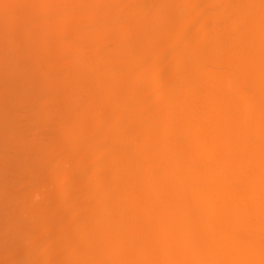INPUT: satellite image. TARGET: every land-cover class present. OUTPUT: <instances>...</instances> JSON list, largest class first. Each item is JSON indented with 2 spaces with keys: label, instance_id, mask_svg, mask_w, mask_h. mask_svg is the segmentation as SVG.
Wrapping results in <instances>:
<instances>
[{
  "label": "bare ground",
  "instance_id": "1",
  "mask_svg": "<svg viewBox=\"0 0 264 264\" xmlns=\"http://www.w3.org/2000/svg\"><path fill=\"white\" fill-rule=\"evenodd\" d=\"M0 1H3L0 2V11L4 9L0 12V19L3 13L4 16L11 17L10 25L6 28L10 31L5 32L7 35L3 33L4 37L9 35L7 41L0 35V41L11 44L9 46L5 42V47L4 42H0L9 54L0 55L6 59L5 55H10L12 47L16 53L22 48L26 49L24 46L28 48L29 44L32 45L28 48L31 51H27L34 54L36 43L33 42V32L37 31L30 25V28L26 27L25 24L29 17L33 18L34 14H30L32 9L29 13H24L28 16L22 15L24 18L20 17L21 11H15H23L25 7L29 9L28 6L31 8L35 0ZM97 1V12H102H95L98 14L96 15L99 18L102 14L105 15L100 18L101 22L96 21L97 16H92L94 11L89 15L92 19L89 18L90 23L93 22L91 27L94 29L89 30L86 37L84 31L85 35H82L80 40L83 43L78 42V45L77 42H70L69 23L79 22L81 14L76 15L68 9H57L53 19L55 20V16L58 19L60 15L57 21L60 25L64 23L65 32L62 26L57 29L61 30L58 32L62 35L58 38L63 41L58 38L53 40L62 44L58 45L57 42L56 50L52 46L50 48L56 52L61 45L69 46H63L66 47L63 50L67 51H63L65 56L62 53V58L66 59L58 61L61 54L57 56L58 59L49 58L52 63L48 64V60L43 61L44 64L39 62L38 69L46 64L47 69L44 66L41 70H45V76L40 70L34 71L32 67L31 74L25 75L32 77L36 74L34 78L41 75L46 78L49 73L47 71L51 70L50 74L53 76L49 75L44 80L45 83L41 81L42 89H46V92L52 89L53 94L55 85L61 94L63 92L72 99L75 94L76 98L71 101L72 105H69L70 99L68 104L59 105L53 100L62 98V103L64 96L56 97L55 93L53 96L50 93L44 94L43 96L53 103L50 107H63L64 112L68 111V114H65L68 115L67 118L59 116L60 113L39 116L50 108L45 106L40 109L44 111L33 118L34 121L30 120L36 122L34 126L38 127H32L36 128L32 129L33 133H30L31 129L28 131L30 137L27 132V135H22L24 139L18 147L23 148L19 151L16 144H13L16 146L15 154L17 151L21 153L18 152L19 155L15 157L18 159L15 161L17 164H12L13 161L8 165L11 170V165L16 167L15 178H12V175L6 178L9 181L11 178V190L16 191L10 192L11 197L7 204H15L13 208L17 211H12L13 215H5L15 216L16 221L17 218H25L27 228L23 227V224V228L19 226V222L14 224L10 221L11 224H7V219H4L6 224L0 222V246L4 242L1 240L2 235H7L5 240L9 244L6 247L4 243V249L0 248V254L4 252L2 256L5 255L0 264H17L15 261L22 257L19 255L22 247H18L21 252L16 251L15 244L18 242V245H41L39 252L42 251L40 248L44 249L42 260L26 256L21 260V264H264V0H132L128 3L124 0L126 5L121 8V0H114L118 6H114L113 0ZM23 2L25 5H21ZM108 3L111 5H107ZM55 4L54 2L52 5ZM34 5L33 7L36 6ZM46 5L42 7L47 8L48 3ZM101 6H106L109 11L104 7L100 9ZM112 7H118L119 10ZM48 10L47 12L50 11ZM65 11H68V15ZM14 12L19 13L18 16ZM59 12L61 14H58ZM35 18L36 13L33 19ZM51 18L50 16V21ZM42 19L49 20L48 17ZM83 19L81 17V21ZM85 20L87 22L88 18ZM55 21L50 22L51 24L46 21L40 28L45 31L54 23L56 27H60ZM12 24L15 25L14 28ZM21 27L24 31L20 30ZM0 32L2 33L1 29ZM27 33L29 36L33 33L31 39ZM52 34L49 36L55 37V34L51 36ZM62 36L69 37V42L66 43L68 40ZM17 37L22 39L16 41ZM23 39L26 45L19 43ZM50 40L46 41L50 43ZM46 41L44 42L47 43ZM56 42L52 44L53 47ZM49 43L44 47L51 45ZM21 44L23 47L20 49ZM1 47L0 50H3ZM75 48H79L80 52H76ZM23 49L21 52L26 51ZM16 54L15 56H20V51ZM75 54H79L82 59ZM3 58L0 57V65L7 67L5 70L10 69L11 64L17 63L15 61L16 63L10 64L9 60L14 57L8 56V61L4 59L5 63L1 60ZM22 58L18 57L20 60L17 66L13 65L16 68L10 69L13 71L15 68L14 73L9 74L8 70L10 76L6 74L7 80L11 78L12 82L15 80L14 76L17 78V70L20 68L18 66H21V61L24 60ZM73 58H77L75 63ZM83 63L90 68L88 74L86 73L85 77L83 75L84 78L80 77L83 74ZM147 64L152 67V76L155 74L156 80L153 81L158 82L159 87L165 84L161 90L156 85L158 94L153 95L158 99L148 100L142 96L143 89L145 93H152L150 90L154 89V85L149 82L153 87L150 89L145 77H148L147 73L145 75ZM161 64L164 65L163 68ZM52 66H55L54 69ZM165 67L168 73L163 71ZM75 68L81 71L76 72ZM55 70L63 74L59 77ZM71 70H74L73 75ZM147 72L149 73V70ZM164 73L168 74L167 80L164 77L160 80ZM70 74L72 76H69ZM54 75H57L56 79ZM58 77L61 81L67 79L65 84L69 82L67 85H70L64 86ZM0 79H4V76ZM28 80H24L23 84L31 87ZM37 82L40 85L37 86V91H44L39 90L41 84L39 80ZM146 85L148 89L144 88ZM47 87H51L49 91ZM70 89L72 93L68 94ZM30 91L31 89L26 93ZM37 91L35 92L39 93ZM43 96L36 98H44ZM35 118L42 121H35ZM43 118H46V121ZM51 120L52 124L49 122ZM23 141L27 143L23 144ZM31 145H35V148H31ZM28 148H31V152ZM28 153L30 156L35 154V159L28 155L29 160H25L28 157L23 155ZM84 156L90 159L85 162L82 160L85 159ZM20 158L26 162L23 164L21 161L22 168L20 166L18 169ZM33 161L36 163L35 168ZM54 163L57 166L54 170L61 172L60 175L57 173L59 176L53 177L55 171L50 164ZM47 169L53 173L52 182L60 180L58 185H53H56L54 188L50 185L53 189L50 186L49 188L51 193L56 192L53 193L56 195L55 200L60 195L58 204L60 202L59 205H63L61 210L65 214L60 211V206H57V212H61L59 215L47 214L50 211L55 212L53 207L52 210L48 207L46 210H37L42 213L38 214L36 207L43 208L41 204L45 205V202V206H48L54 199L52 194L44 193L46 197L42 195L41 198L40 194H37L33 199L34 195L31 196V192L27 191L30 187L24 188L25 183L27 187L29 178L33 181L34 177L42 175L39 176L41 179L49 173ZM45 180L47 181L46 178ZM54 203L57 201L53 202V206ZM94 208L98 209L99 214L98 218L93 220L89 214H93ZM94 216L97 217L96 214ZM1 227H5L6 234H3L5 232ZM7 227L12 229L11 232ZM48 228L60 230H51V233ZM20 229H24L23 234ZM31 230L38 231L40 237L43 230L52 235H47V238L45 233L42 239H47L43 240V244L37 242L36 237L39 236L34 235ZM72 231V235L75 234L72 239L79 232L80 240H76L77 242L68 238ZM19 233L22 239L19 238L20 235L18 237ZM58 234L62 238L59 243L56 242V246L53 240L58 238L56 241H59ZM16 237L21 241H17ZM29 250V254L33 253ZM16 253L19 258H16Z\"/></svg>",
  "mask_w": 264,
  "mask_h": 264
},
{
  "label": "rangeland",
  "instance_id": "2",
  "mask_svg": "<svg viewBox=\"0 0 264 264\" xmlns=\"http://www.w3.org/2000/svg\"><path fill=\"white\" fill-rule=\"evenodd\" d=\"M7 1V0H6ZM13 1V0H12ZM12 1H9L8 0V2H12ZM21 1V0H20ZM19 1V2H20ZM24 1V0H23ZM26 1V0H25ZM37 1V2H36ZM101 2L103 1V0H100ZM106 1V0H105ZM104 1V2H105ZM120 1V0H119ZM122 1V2H121ZM120 1V3L119 4H121V5H119V8H121L122 6L124 7L125 5H126V3L124 2V0H121ZM127 1V3L128 2H131L132 0H126ZM1 2V1H0ZM3 2V1H2ZM1 2V3H2ZM4 2H5V0H4ZM22 2V1H21ZM30 2V1H29ZM42 2V3H41ZM54 2L56 3L55 5H52V4H54ZM69 2V3H68ZM70 2H72V3H70ZM95 2H97V3H99L97 0H74V1H72V0H49V1H42V0H40V3H39V0H35V3H33V5L35 4L38 8H36V6L35 7H33V5H32V7L30 8V6H28V8L29 9H27L26 7L24 8V10L22 11L20 8V10H16L15 12H20L21 11V13H20V17H25V16H28V14H24L25 12H27V13H29V10H31L32 9V11H30V14H34L32 17L34 18L35 17V13H36V18L35 19H33L32 17V19H27L26 21H25V24H26V27H29L28 25H30V27H33L34 29V31L36 30L37 32H33V30H31L33 33H35L36 34V36H35V34H34V37H33V39L35 40H33V42L34 43H36V45H35V51H33L34 52V54L33 53H31V52H28L27 51V49L29 48V45H31V44H29V43H27V44H29L28 45V48L27 47H25L24 46V48H26V49H23V50H26V51H24V52H21L22 51V49H21V47H23V45H26V43L24 42L25 40L23 39V40H21L19 43H24L23 45L21 44V46H20V49L21 50H19L20 51V54H19V51H17L18 52V54L20 55V56H15V54L17 53H14L15 51L13 50V47L11 48V50H12V52L10 53V55H7V54H9V52H6L7 50L5 49V47H7V46H5V44L7 43L6 41H7V38H8V36L7 37H4V34L3 33H5V32H9L6 28H8V26L10 25L9 24V19L11 18L10 16V18H8V16L7 15H5L4 16V13H3V16L1 15V25H0V29L2 30V33L0 34L1 36L3 35V37L2 38H4V40H6V41H4V40H2L3 42H4V45L3 46H5V47H3L2 46V44H3V42L2 41H0L1 43H0V45L3 47V50H0V53H1V55H4L5 53H7L5 56H7V58L5 59V58H3V56H1L0 55V57H2L3 59H1V60H3L4 61V59L6 60V61H8L7 59H8V56H10L11 58L12 57H14V58H10L11 59V61L9 60V62H10V64H11V62H14V63H16L15 61H17V63H18V60H20V59H17L18 57H21L22 58V56L24 57H27V55H29L27 58H22V59H24V60H26V62H24V60H23V62L21 61V66H18V67H20V68H18L19 70H17V72H18V74L17 73H15V75L17 74V78H16V76H14V78L13 79H15V80H12V82L10 81V79L9 80H7L6 79V74L8 75V76H10L9 74H10V72H13L14 71V69L16 68L15 66H17L16 64H11V68H13V67H15L14 69H13V71L12 70H10V69H7V70H5L7 67H4L3 66V64H2V66H1V68H0V78H2L3 76H4V79H0L1 80V84H0V222L1 221H3L4 222V219L6 220H8V223L7 224H11V222H13L14 224H17L16 222H19L20 224H19V226H21L22 227V225L21 224H23L24 226L23 227H25L26 226V224L25 223H27L26 222V220H25V218L23 219V218H21L20 220H18V218H17V221H16V218H15V216H11L10 214V216L9 217H7L5 214H7V213H11L12 211H14V210H16L15 208H13L14 206H15V204H13V205H11V204H7V200L8 201H10L9 200V198L11 197L10 196V192H15L16 190L14 189V191H12L11 190V188H13V187H11L10 186V182H12L11 181V175H12V178L14 177V172H15V170H16V167H15V165L13 166V165H11L12 166V170L8 167V165H10L9 163L10 162H13L12 164H14L15 163V161L16 160H18V159H15V157L17 158V156L19 155L18 154V152L20 151V149H22L23 148V146H21L20 147V149H19V143H20V141H22V139H24L23 137H22V135H24V134H26V132H27V134H28V131L31 129V132L30 133H33L32 132V129L33 130H35L38 126L36 125V126H34V124L36 123H33V122H30V120H32V121H34V117L36 116V115H38V113H40V112H42V111H44V109L41 111L40 109L41 108H43V107H45V106H51L53 103H52V101L50 102V100H47V98H45L43 95L44 94H52L51 92H52V89L50 90V88L53 86L52 84H50V79L48 80L49 82V84L51 85V87L50 88H48L47 87V91H49V92H46V89L44 90V89H42V84H41V81L43 82V83H45V79H47L48 77H49V75H51L50 74V71L48 70H46L47 72H49L48 74H47V76H46V78H44V76H45V74H43V72H45V70L43 71V72H41V70H43V67L45 66L46 67V64L43 66L42 64H44V62L43 61H45V60H48L49 58H50V60H52V59H56V57L58 56L59 57V55H61L62 53H63V51L64 52H66L67 50H63L64 48L66 49V44H64V45H61V46H59L57 49H59V50H57L56 52L53 50V49H51L50 47L52 46V48H54L55 50H56V46H57V42H59V41H61L59 38H58V36H60V34L62 35V33H60L61 32V30H58V31H60V32H58L57 31V29H61V26L63 27L62 28V30H64V27L65 26H63V24L62 25H60L59 23L60 22H58L57 20L59 19V16H58V19H56L57 18V16H55L54 18H55V20L53 19V14H57L56 13V11L58 12V10L59 9H68V10H72L76 15H77V13H79V15H80V21L78 22V21H73L74 23H72L71 24V22L69 23L70 24V26H69V32H68V30H67V33H69L68 34V36L70 37V42H77V45H78V42H79V44L80 43H83V42H81L80 40H81V38H82V35H85L84 33V31H86V35H85V37L86 36H88L87 35V33L89 34V30H93L92 29V24H93V22H91L90 23V19H91V15L93 14V11H94V13L95 12H97V10L99 9V4H97V3H95ZM108 2V1H107ZM110 2V1H109ZM113 2H114V0H113ZM124 2V3H123ZM146 2H148V1H146ZM16 3V2H15ZM31 3V2H30ZM30 3L28 4V5H30ZM44 3V5L45 6H47L46 4L48 3V7L46 8H44V7H42V6H44V5H42ZM46 3V4H45ZM111 3V2H110ZM10 4V3H9ZM8 4V5H9ZM17 4V3H16ZM24 4V2L21 4V5H23ZM39 4H41V6H39ZM89 4V5H88ZM93 4V5H92ZM102 4V3H101ZM100 4V5H101ZM105 4V3H104ZM124 4V5H123ZM148 4V3H147ZM2 6H3V4H1ZM15 5V4H14ZM20 5V4H19ZM25 5V4H24ZM57 5V6H56ZM107 5H111V4H107ZM115 5H117L115 2H114V6ZM7 6V5H6ZM17 6H18V4H17ZM91 8H90V7ZM93 6H94V9H92L93 8ZM118 6V5H117ZM21 8H22V6H20ZM39 7H40V9L42 10H40L39 9ZM95 7H96V9H95ZM104 7V6H103ZM103 7L101 6V8L100 9H103ZM111 7V6H110ZM149 7V6H148ZM35 10H34V9ZM98 8V9H97ZM105 9L107 8L106 6L104 7ZM112 8H114V7H112ZM112 8H110V9H112ZM119 8L117 7L116 9H118L119 10ZM18 9V8H17ZM23 9V8H22ZM39 9V10H38ZM44 9L46 10V11H44ZM50 11H49V10ZM58 9V10H57ZM88 9V10H87ZM90 9H92V10H90ZM105 9L103 10V11H105ZM115 9V8H114ZM115 9V10H116ZM4 10V9H3ZM2 9H1V11H3ZM28 10V11H27ZM47 10L50 12H47ZM107 10V9H106ZM0 11V12H1ZM39 11V12H38ZM41 11V12H40ZM69 11V12H70ZM86 11V13H89V14H87L86 15V13H84ZM89 11H91V13L89 12ZM101 12H102V10H100ZM99 11V12H100ZM109 11V8H108V10H107V12ZM6 12H8V11H5V13ZM14 12V13H15ZM32 12V13H31ZM44 12H46V14L44 13ZM65 12H67V15H68V11H65ZM73 12H70V14L72 13V14H74ZM99 12H97V13H99ZM100 12V13H101ZM106 12V11H105ZM39 13H40V15H39ZM52 13V15H50ZM63 13V12H62ZM97 13H95V14H93L92 16H97L98 14ZM9 15H10V13H8ZM16 14V13H15ZM14 14V15H15ZM17 14H19V13H17ZM16 14V15H17ZM24 14V15H23ZM42 14V15H41ZM58 14H61L60 12L58 13ZM97 14V15H96ZM107 14V13H106ZM23 15V16H22ZM39 16V18H38V16ZM47 15H49V16H47ZM64 15V14H63ZM65 15H66V13H65ZM79 15H78V17H79ZM82 15H84V16H82ZM86 15V16H85ZM90 15V16H89ZM103 15H105V14H102V17H103ZM18 16V15H17ZM31 16V15H30ZM42 16H44L45 17V19H46V17H48V19H49V17L51 16L52 18H51V21H50V19L49 20H44V19H42V18H44V17H42ZM7 17V18H6ZM23 17V18H24ZM77 17V18H78ZM81 17H82V21H81ZM98 17V16H97ZM97 17L95 18L96 19V21L97 22H101V19L100 18H102V17H98L100 20L98 21L97 20ZM5 18V19H4ZM62 18V17H61ZM69 18L71 19L72 17H70L69 16ZM69 18H67V19H69ZM74 18H76V16L74 17ZM88 18V23H89V25H88V23L86 22V20L85 19H87ZM90 18V19H89ZM4 19V20H3ZM8 19V20H7ZM21 19V18H20ZM41 19V20H40ZM65 19V18H64ZM94 19V18H93ZM95 19H94V21H95ZM5 21V23H3L2 24V22L3 21ZM13 20H15V19H13ZM22 20V19H21ZM21 20H19V19H17V21H21ZM24 20V19H23ZM40 20V21H39ZM42 20H44V22L42 21ZM61 20V19H60ZM59 20V21H60ZM72 20H74V19H72ZM76 20V19H75ZM79 20V19H78ZM84 20H85V22H84ZM92 20V19H91ZM8 21V22H7ZM16 21V22H17ZM48 22L49 24H51V23H53L52 21H55V22H58L57 24V26H60V27H56V23H54L51 27L49 26V27H47L48 29H45V31H43L40 27H41V25L42 26H44L45 25V22ZM64 21V20H63ZM67 21V20H66ZM14 22V21H13ZM51 22V23H50ZM62 22V21H61ZM65 22V21H64ZM76 22H78V23H76ZM81 22V23H80ZM6 23H7V25H6ZM20 23V22H19ZM22 23V22H21ZM43 23V24H42ZM14 24H15V22H14ZM24 24V25H25ZM47 24V23H46ZM65 24H67L66 22H65ZM91 24V25H90ZM94 24H96V22L94 23ZM179 25H180V23H178ZM3 25H5V26H3ZM13 25V24H12ZM37 25V27H34V26H36ZM38 25H39V28H38ZM55 25V26H54ZM72 25V26H71ZM85 25H86V27H85ZM179 25H178V27H179ZM14 26L15 25H13V28H14ZM17 26V25H16ZM22 26V25H21ZM88 26V27H87ZM18 27V26H17ZM16 27V28H17ZM24 27V26H23ZM25 27V28H26ZM29 27V28H30ZM71 27V28H70ZM91 29H90V28ZM94 27V26H93ZM12 27H11V29H13ZM38 28V29H37ZM43 28H46V27H43ZM32 29V28H31ZM40 29V30H39ZM71 29V30H70ZM83 31H82V30ZM87 29H88V31H87ZM20 30H23L22 29V27L20 28ZM27 30L28 29H26V32H27ZM30 30V29H29ZM39 30V31H38ZM48 31V33L49 34H52L51 36H53L55 33H57V34H55L54 36L55 37H50L49 36V34L47 33V31ZM24 31V30H23ZM43 31V32H42ZM20 32V31H19ZM45 32H46V34H45ZM64 32H65V30H64ZM91 32V31H90ZM11 33V32H10ZM24 33V32H23ZM22 33V34H23ZM33 33H32V35H33ZM82 33V34H81ZM92 33V32H91ZM6 34V33H5ZM25 34V33H24ZM31 34V33H30ZM113 34V33H112ZM7 35V34H6ZM21 35V34H20ZM26 35H28L29 36V34L27 33ZM31 35V36H32ZM46 35H48V37L46 36ZM65 35V34H64ZM93 35V34H92ZM1 36H0V38H1ZM18 36V35H17ZM22 36V35H21ZM21 36H19V37H21ZM31 36H29L30 37V39H31ZM57 36V37H56ZM66 36H67V34H66ZM66 36H64V37H66ZM19 37H17V39H15L16 41H19L20 39H22V38H19ZM26 37V36H25ZM45 37V38H44ZM63 37V36H62ZM63 37V38H64ZM69 37H66V39L68 38L69 39ZM85 37H83L84 39H85ZM94 37H95V35H94ZM94 37H92V38H94ZM113 37H115V36H113ZM6 38V39H5ZM53 38L55 39V40H57L56 38H58V40L59 41H55L56 42V45H54V47H53V45L52 44H54L55 42H54V40H53ZM89 38H91V37H89ZM28 39V38H27ZM50 40V43L52 42V40H53V42L51 43V45H49L47 48H45L44 46H47L46 44L47 43H49V42H47L46 40ZM67 39V40H68ZM96 39V38H95ZM95 39H94V43H95ZM65 40V39H64ZM44 41H46L47 43H45ZM63 41V40H62ZM85 41H86V39H85ZM6 42V43H5ZM29 42V41H28ZM69 42V40L66 42V43H68ZM18 43V42H17ZM30 43H32V41H30ZM38 43V44H37ZM49 43V44H50ZM60 43L61 42H59V44L58 45H60ZM93 43V44H94ZM8 44V43H7ZM33 44V43H32ZM62 44V43H61ZM9 45V44H8ZM34 45V44H33ZM69 45H71V43L69 44ZM73 46H74V44H72ZM0 46V47H1ZM9 46H11V44L9 45ZM32 46V45H31ZM43 46V47H42ZM63 46H66V47H63ZM82 46L84 47V44H82ZM82 46H80V47H82ZM2 47H1V49H2ZM69 47V46H68ZM67 47V48H68ZM76 47V46H75ZM31 48H33V47H31ZM36 48H38L37 49V51H36ZM41 48V49H40ZM50 48V49H49ZM19 49V48H18ZM76 49V52L79 50V48L77 49V48H75ZM83 49V48H82ZM29 51H31V49H28ZM33 50H34V48H33ZM39 50H42V51H39ZM50 50L52 51V52H50ZM62 50V51H61ZM45 51V52H44ZM47 51V52H46ZM49 52V53H48ZM54 52V53H53ZM75 52V53H76ZM79 52H80V50H79ZM2 53H4V54H2ZM25 55H24V54ZM27 53V54H26ZM29 53V54H28ZM43 53V54H42ZM48 53V54H47ZM60 53V54H59ZM12 54L14 55V56H12ZM18 54H16V55H18ZM23 54V55H22ZM64 54V53H63ZM63 54H62V56H60L59 57V59H58V57H57V59H58V61L61 59V61L60 62H62V60H64V59H66V57L65 58H62L63 57ZM67 54L68 53H66V56H67ZM31 55H32V58H31ZM4 56V57H5ZM64 56H65V54H64ZM75 56H79V59L81 58L80 57V55L78 54H75ZM17 57V58H16ZM30 57V58H29ZM53 57V58H52ZM55 57V58H54ZM46 58V59H45ZM52 58V59H51ZM16 59V60H15ZM21 59V60H22ZM44 59V60H43ZM73 59H75V61H74V63L77 61V58H73ZM79 59H78V61H79ZM82 59V58H81ZM13 60V61H12ZM2 61V62H3ZM6 61H4V63L6 62ZM42 61V62H41ZM54 61V60H53ZM81 61V60H80ZM9 62L7 63V64H9ZM39 62H41L42 64V68H40V69H38L39 68ZM48 62V64L49 63H52V61H47ZM54 62H57V60L56 61H54ZM20 63V62H19ZM59 63V62H58ZM85 63V62H84ZM83 63V69H81V70H79V68L77 69V68H75V70H76V72H77V70H79V71H81V72H83V74H82V76H80V77H83V75H84V77H85V74L87 73V71L89 72L90 71V68L88 67V65H86V64H84ZM9 64V65H10ZM47 64V65H48ZM53 64H55V63H53ZM78 64V63H77ZM77 64H75L76 66H77ZM9 65H8V68H9ZM13 65H15V66H13ZM51 65V64H50ZM80 65V64H79ZM150 65V64H149ZM55 66H56V64H55ZM55 66H52L53 67V69H54V67ZM81 66V67H82ZM151 66H153V65H151ZM161 66H162V68L164 67V65H162L161 64ZM160 66V67H161ZM3 67V68H2ZM33 69H35L34 71H36L37 70V72H39L38 70H40V72H41V74H43V75H41L39 78H34L35 76H36V72L34 73L35 75H32V77L30 76V77H26L27 75L26 74H28V76L31 74V72H32V68ZM44 67V68H45ZM78 67V66H77ZM149 67V68H148ZM147 68H148V70H149V73L147 72L148 70H147ZM152 67H150V66H148V64H147V67H145V70H146V72H145V75H146V73L148 74V77L147 76H145L147 79L146 80H148L147 81V83H149V82H151V85H154L153 87H154V89H153V87H151V85H150V83L148 84L150 87V89H153V90H150V91H152V93L151 92H148V93H145V91H144V89L142 90L143 92V94H142V96L144 97L145 96V98L147 97V99L148 100H154L155 98L156 99H158L156 96H154L153 95V93L155 94V95H157L158 93L156 92L157 91V89H155L157 86L159 87V84L157 85V83L158 82H154L153 80H156V77H155V74H153V76H152ZM45 69H47V67L45 68ZM64 69V68H63ZM67 68H65V70H66ZM73 69V68H72ZM167 69V67H165V69L163 70V71H166V73H168L167 71L168 70H166ZM8 70H9V72H8ZM61 70V69H60ZM64 70V71H65ZM31 71V72H30ZM68 71V70H67ZM66 71V72H67ZM9 74H8V73ZM15 72V71H14ZM13 72V73H14ZM53 72H54V70H53ZM55 72H56V70H55ZM61 72H63V70L61 71ZM73 72H74V70H73ZM73 72H72V70L70 71V73L73 75ZM75 72V73H76ZM30 73V74H29ZM65 73V72H64ZM67 73H69V72H67ZM166 73H164L163 75H161L162 77H160V80H162L161 78H165V80H167L166 78H168V77H166L168 74H166ZM56 74H59V71L58 72H56ZM61 74H63V73H61ZM61 74H59V77L61 76ZM69 75V76H72V75ZM80 74V72L78 73V75ZM88 74V73H87ZM150 74V75H149ZM14 75V74H13ZM26 75V76H25ZM39 74H37V76H38ZM77 75V76H78ZM43 76V77H42ZM52 76H53V74H52ZM55 76V75H54ZM57 76V75H56ZM56 76H55V78L54 79H56ZM68 76V75H67ZM66 76V77H67ZM11 77H12V75H11ZM58 77V78H59ZM74 77V76H73ZM79 77V76H78ZM83 77V78H84ZM51 78V77H50ZM52 78V79H53ZM65 78V74H64V77H63V79ZM69 78V77H68ZM152 78V79H151ZM154 78V79H153ZM29 79V80H28ZM36 79V80H35ZM51 79V83H52V80ZM82 79V78H81ZM3 80V81H2ZM29 81L30 83V85L29 86H31V87H28V86H26V85H28V84H26V85H24L23 83L25 82V81ZM40 81V84H41V88L39 89V90H44V91H37V89H38V87L37 86H40V85H38V82L37 81ZM59 80H60V78H59ZM62 80V79H61ZM60 80V81H61ZM65 80H67V79H65ZM65 80H63V81H61L60 83L61 84H65ZM159 80V79H158ZM164 80V79H163ZM54 81H56V82H59V81H57V80H54ZM68 81V80H67ZM163 82V81H162ZM162 82H160V85H161V83ZM67 83H69V82H67ZM67 83L64 85V86H67L68 87V85H70V84H68L67 85ZM152 83H154V84H152ZM165 83H167V81L165 82ZM56 84V83H55ZM141 84V83H140ZM59 85V84H58ZM57 85V86H58ZM62 85V86H63ZM148 85H146V87H144V88H146V89H148ZM157 85V86H156ZM163 85V84H162ZM162 85H161V87H159L160 89L159 90H161V88L163 89L164 88V86H165V84L163 85V87H162ZM167 85V84H166ZM26 86V89L29 91L30 89H31V91L29 92V93H26V92H28L26 89L24 90V87ZM45 86V85H44ZM43 86V87H44ZM49 86V85H48ZM59 87H60V85H59ZM67 87H64V88H66L67 89ZM157 87V88H158ZM53 88V87H52ZM54 88H55V91L53 92V94L55 93L56 94V97H57V95H60V96H64L65 97V99L63 98V101L64 102H62L61 103V100L60 99H62V98H60L59 100L57 99V101H56V98L54 99V98H52V99H54L53 100V102H56V103H59V105L60 104H66L67 102H69V99H70V102H69V105H72L73 103H71V101L72 100H74L75 101V98H76V96H75V94L72 96V97H74L73 99L72 98H70L68 95H64L63 94V92H62V94H61V92H60V89L59 88H56L55 87V85H54ZM145 89V90H146ZM35 91H37V92H39V93H36ZM64 91V90H63ZM71 91V89L69 90V92H68V94L69 93H72V92H70ZM35 92V93H34ZM45 92V93H44ZM67 92V91H66ZM37 94V96H43L44 98H36L37 96H35L34 94ZM146 95H145V94ZM150 93H151V95H150ZM53 94H52V96H53ZM67 94V93H66ZM148 94V95H147ZM72 95V94H71ZM46 96V95H45ZM49 96V95H48ZM51 96V95H50ZM51 96V97H52ZM150 98H149V97ZM152 96H154V97H152ZM159 96V95H158ZM68 99V100H67ZM55 104V103H54ZM68 104V103H67ZM66 106V105H65ZM67 107L68 108H70V106H68L67 105ZM48 108V107H47ZM134 109V108H133ZM64 109H63V107L62 108H58V107H56V108H53V107H50V108H48V110L45 112H42L39 116H42V115H50V116H52V114H54V115H56L57 113H60L59 114V116H65V114H68L67 112L68 111H66V112H64L63 111ZM64 114V115H63ZM38 116V117H39ZM58 116V115H57ZM67 116L68 115H66L65 116V118H67ZM46 117V116H45ZM54 117V116H53ZM48 118H49V116H48ZM47 118V119H48ZM57 118V117H56ZM55 118V119H56ZM25 119H27V120H25ZM36 119V118H35ZM38 119L39 118H37L35 121H38ZM46 118H43V120H45ZM50 119V118H49ZM54 119V118H53ZM40 121H42V119H39ZM46 121V120H45ZM44 121V122H45ZM55 121V120H54ZM49 122H51V124L53 123V120H51V121H49ZM48 124V123H47ZM49 125H50V123H49ZM36 127L35 129L34 128H32V127ZM39 126H40V123H39ZM26 134V135H27ZM30 134H28L27 136H29ZM30 137V136H29ZM26 138V137H25ZM28 138V137H27ZM32 139V138H31ZM27 141V140H26ZM24 143L23 144H25V143H27V142H25V141H23ZM32 143V142H31ZM34 144H35V142H33ZM13 144H16V146H17V149H19V151H17V153L15 154V151H14V149H15V145H13ZM21 145H22V142L20 143ZM28 145H30V144H28ZM27 145V146H28ZM33 146H35V145H33ZM32 145H31V148H35V147H33ZM25 147V146H24ZM30 148V149H31ZM29 148H28V150H30ZM27 150V148L25 147V150L24 151H26ZM4 152H5V154H4ZM30 152H31V150H30ZM33 152V151H32ZM37 152V151H36ZM36 152H35V154H36ZM19 153H21V152H19ZM25 153V152H24ZM38 153V152H37ZM23 154V153H22ZM35 154H33L32 153V156H30L29 155V153L27 154V155H23V156H27L28 157V155L30 156V157H35L36 155ZM39 154V153H38ZM17 155V156H16ZM21 156V155H20ZM19 156V157H20ZM22 158V157H21ZM21 158H20V160H19V167H18V169L20 168V166H21V168H22V163H20L21 161H23V160H21ZM40 158V157H39ZM84 158L85 159H83L82 158V160H85V162L88 160V158L87 157H85L84 156ZM15 159V160H14ZM35 159V158H34ZM87 159V160H86ZM90 159V158H89ZM25 160H29V157H28V159H25ZM24 160V161H25ZM37 160V159H36ZM24 161H23V164H24ZM31 161H32V159H31ZM26 162V161H25ZM84 162V161H83ZM18 163V162H17ZM17 163H15V164H17ZM31 164V163H30ZM33 164H34V161H33ZM36 164V163H35ZM35 164H34V168H35ZM53 164V163H52ZM52 164H50L51 165V168H53L52 170H54V168H57V166H56V164L54 163V165H52ZM16 166H18V165H16ZM25 166V165H24ZM27 166V165H26ZM28 166H30V165H28ZM55 166V167H54ZM15 169H14V168ZM31 167H32V165H31ZM28 168V167H27ZM26 168V169H27ZM33 168V167H32ZM31 168V169H32ZM51 168H50V170H51ZM10 169V170H9ZM21 170V169H20ZM24 170H25V168H24ZM33 170V169H32ZM51 170V171H52ZM19 171V170H18ZM25 171H27V170H25ZM31 171V170H30ZM49 172V173H45V172ZM43 174L45 175V176H43V178L41 177V179L39 178V176H42V175H39V176H37V177H34V179H33V181L31 180V178H29V180L27 181V187H26V183L24 184V188H28V186L31 188V190H29L30 188H28L27 189V191L30 193L31 192V196L32 195H34V197H33V199H35L36 198V195L38 194H40L39 195V197L41 198V196L42 195H44V193H46V194H48V193H50V194H52V197L54 198H52V197H50V198H52L53 200H51L50 201V203H48V206H45L47 203L45 202V205H42L41 204V206L43 207V208H37L36 207V211L37 210H43V209H45L46 207H48V208H52L53 207V210L55 211V212H53V211H50V212H47V214H49V215H53V214H55V216L56 215H59V213H61L62 212V208L61 207H63V205L61 206V205H59L60 204V202H59V204H58V201H60L58 198H60V195L58 196V194H57V200H55V198H56V195H54L56 192H53L52 191V193H51V189L49 188V186L50 185H54L55 183L57 184V183H60V180L58 179V180H56V181H54V182H52V179L54 180V176H56V175H60V172L61 171H58V169H55L54 171L56 172H54V174L55 175H53V173L51 172V171H49L48 169L46 170ZM21 173V172H20ZM23 173H25L24 171H23ZM58 173V174H57ZM50 174V175H49ZM10 175V181H9V179L7 180L6 178H8V176ZM18 174H16V176H17ZM50 177H52V175H53V177L52 178H49V176ZM58 175V176H59ZM22 176H23V174H22ZM15 178V177H14ZM18 178V177H17ZM19 178L21 179V175L19 176ZM45 178L47 179V181L45 180ZM19 179V180H20ZM38 179V180H37ZM40 179V180H39ZM14 180V179H13ZM42 180V181H41ZM17 181V180H16ZM36 181H38V182H36ZM46 181V182H45ZM32 182V183H31ZM28 183H30V184H28ZM38 183V184H37ZM49 183V184H48ZM53 183V184H52ZM145 183H146V181H145ZM12 184V183H11ZM14 184V183H13ZM38 185V187H36ZM58 185V184H57ZM143 185H145V184H143ZM35 186V187H34ZM44 186V187H43ZM52 186H50L51 188H52ZM56 186V185H55ZM55 186H53V188L55 187ZM48 187V188H47ZM52 188V189H53ZM17 189V188H16ZM42 189V190H41ZM11 190V191H10ZM41 190V191H40ZM46 190V191H45ZM48 190V191H47ZM49 190H50V192H49ZM6 191H8V192H6ZM45 191V192H44ZM56 191V190H55ZM58 191V190H57ZM6 192V193H5ZM28 192H27V194H28ZM33 192V193H32ZM48 192V193H47ZM42 193V194H41ZM54 193V194H53ZM59 193V192H58ZM12 194V193H11ZM30 195V194H29ZM55 197H54V196ZM14 196V195H13ZM45 196V195H44ZM43 196V197H44ZM49 196L50 195H48V200H49ZM46 197V196H45ZM12 199V198H11ZM12 201V200H11ZM55 201H57V203H54V206H53V202H55ZM49 202V201H48ZM10 203V202H9ZM52 203V204H51ZM57 204V205H56ZM68 204H69V202H68ZM67 204V205H68ZM38 205V204H37ZM55 205H56V207H55ZM38 206H40V205H38ZM57 206H60V211L61 212H57ZM54 207H55V209H54ZM9 209V210H8ZM47 209V208H46ZM45 209V210H46ZM59 209H58V211H59ZM62 209V210H61ZM44 210V211H45ZM52 210V209H51ZM64 210H66V209H64ZM96 210H97V212H96ZM17 211V210H16ZM44 211H42L43 212V214H45L44 213ZM47 211H49V210H47ZM92 211V210H91ZM38 212V211H37ZM90 212V211H89ZM96 212V213H95ZM99 211H98V209H96V208H94V210H93V214L91 215V213L89 214L90 216H92L93 217V220L94 219H97L98 218V213ZM14 213H16V212H14ZM62 213H64V212H62ZM97 215V217H95L94 215L95 214ZM12 214V213H11ZM38 214H42L41 212L39 213L38 212ZM46 214V215H47ZM65 214V213H64ZM13 215V214H12ZM51 217V216H50ZM49 217V218H50ZM92 217H88L89 219H92ZM52 218H53V216H52ZM87 218V219H88ZM54 219V218H53ZM88 219V220H89ZM11 221V222H10ZM5 223V222H4ZM1 224H2V222H1ZM6 224V223H5ZM2 226V225H1ZM5 226H7V225H5ZM10 226V225H9ZM14 226V225H13ZM15 227H16V225H15ZM22 227V228H23ZM58 227V226H57ZM4 228L5 227H1V230H3V232H5V230H4ZM7 228H9V227H7ZM11 228H13V227H11ZM17 228V227H16ZM15 228V229H16ZM26 228H27V226H26ZM59 228H60V226H59ZM58 228V230H56L55 228H54V230L53 229H51V228H48V229H50V231L51 230H53V231H59L61 228H62V226H61V228L59 229ZM14 229V231H16ZM18 229H19V227H18ZM17 229V230H18ZM35 229V228H34ZM33 229V230H34ZM12 230V229H11ZM11 230H10V228H9V231L11 232ZM33 230H31V232L33 231ZM38 230H42V229H38ZM8 231V232H9ZM20 231H21V229H20ZM23 232H24V229L22 230ZM22 231L20 232V233H22ZM47 231V230H46ZM46 231L44 232V230H43V232L41 233V234H43V235H41L42 237L44 236V234L46 233ZM53 231H51V233L53 232ZM38 232V231H37ZM36 231H33V233H34V235H37L38 233H37ZM40 232V231H39ZM2 233V232H1ZM7 232H5V233H3V234H6ZM20 233L18 234V237H19V235H20ZM36 233V234H35ZM48 233V234H47ZM45 235H46V237H47V235L49 236V235H52V234H49L50 232L48 231ZM76 233V232H75ZM23 234V233H22ZM40 234V233H39ZM38 234V236L39 237H36L37 238V242H39L40 241V243L42 242L43 243V240L45 239V237L42 239V237H40V235ZM54 234V233H53ZM73 234V231H72V233H70V234H68V238L70 239V240H72V241H76V240H80V237H78L79 235V232L77 233V236L75 237V238H73L72 239V236H74V235H72ZM24 235H25V233H24ZM56 235H57V233H56ZM55 235V237L57 238V236ZM3 236V239L1 238V240H4V242H2L3 244L0 246V248L1 247H3V249H4V243H6V247H8L7 245H9L7 242L8 241H6L5 240V238L7 237V235H2ZM22 235H20V237L19 238H21L22 239V237H21ZM58 236H60L59 234H58ZM17 238V237H16ZM16 238H15V241H16ZM19 238H17L18 240L17 241H21V240H19ZM48 238V237H47ZM46 238V239H47ZM53 238V237H52ZM51 238V240L50 239H48V240H50V241H52L53 239ZM62 237L60 236V238H59V241H56V240H58V238L55 240V238H54V242H55V245H56V242H60ZM78 238V239H77ZM7 239V238H6ZM39 239V240H38ZM41 239V240H40ZM46 239H45V241H46ZM10 240V239H9ZM16 241V242H17ZM63 241V240H62ZM11 242L13 243V239L11 240ZM15 242V243H16ZM48 242V241H47ZM77 242V241H76ZM1 243V242H0ZM10 243V242H9ZM19 243V242H18ZM18 243L17 244H15L16 245V247H17V249H16V251H19L20 249H18V247L19 246H21L22 248V252H21V250L19 251V252H21V253H19V255H21L22 257H20V256H18V254L16 253V258H19L20 257V259H18V261H15L17 264L19 263V264H21V260L23 259H25V257L26 256H33V257H35V258H37L38 259V261H40V259L42 258L43 259V257H44V255H43V253H44V249L43 248H40V250H42V251H40L39 252V250H38V248L41 246H36L35 247V245H33V246H26V245H24V244H21L20 243V245H18ZM43 244H45V243H43ZM42 244V245H43ZM60 244H63V243H60ZM60 244H58L60 247H62ZM94 244V243H93ZM92 244V245H93ZM11 245V244H10ZM23 245V246H22ZM38 245V244H37ZM95 245V244H94ZM93 245V246H94ZM12 246H14V245H12ZM11 246V247H12ZM46 246V245H45ZM45 246H43V247H45ZM57 246V245H56ZM5 247V248H6ZM15 247V246H14ZM14 247H12V249L14 248ZM20 248V247H19ZM28 248H30L31 249V251L33 252V253H31V254H29L28 253ZM36 248V249H35ZM63 248V247H62ZM94 248L96 249L97 247H96V245L94 246ZM94 248H93V250H94ZM15 249V248H14ZM28 249V250H27ZM36 250H38V251H36ZM93 250H92V252H93ZM5 251V250H4ZM30 250H29V252H31ZM60 251H61V249H60ZM97 253L99 252L97 249L95 250ZM0 252H2V251H0ZM35 252V253H34ZM39 252V253H38ZM95 252V253H96ZM4 253V252H3ZM2 253V254H3ZM94 253V252H93ZM2 254H0V260H4L5 259V255L4 256H2ZM41 259V260H42ZM20 260V261H19ZM23 262V261H22ZM128 263H129V261H127ZM40 263H43V262H40ZM40 263H38V264H40Z\"/></svg>",
  "mask_w": 264,
  "mask_h": 264
}]
</instances>
